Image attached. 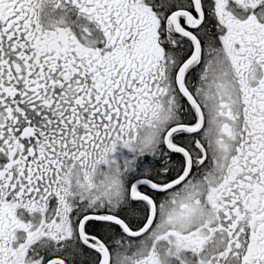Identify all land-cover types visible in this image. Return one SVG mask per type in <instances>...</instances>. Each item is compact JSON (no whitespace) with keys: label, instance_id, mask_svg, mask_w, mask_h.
<instances>
[{"label":"snow or ice","instance_id":"1","mask_svg":"<svg viewBox=\"0 0 264 264\" xmlns=\"http://www.w3.org/2000/svg\"><path fill=\"white\" fill-rule=\"evenodd\" d=\"M0 264H264V0H0Z\"/></svg>","mask_w":264,"mask_h":264}]
</instances>
